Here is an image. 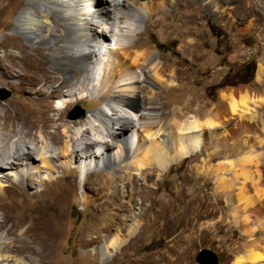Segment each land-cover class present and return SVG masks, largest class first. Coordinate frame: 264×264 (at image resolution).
I'll list each match as a JSON object with an SVG mask.
<instances>
[{
  "label": "bare ground",
  "instance_id": "6f19581e",
  "mask_svg": "<svg viewBox=\"0 0 264 264\" xmlns=\"http://www.w3.org/2000/svg\"><path fill=\"white\" fill-rule=\"evenodd\" d=\"M258 1L249 12L259 15L264 32V1ZM4 12L16 14V34L1 41V75L23 101L3 106L0 116V264H55L54 243L64 232L57 219L69 206L61 192L66 176L75 188L96 187L92 201L98 214L85 227L90 236L85 242L94 258L110 259L138 230L136 221L125 223L133 199L122 198L137 194L151 171L160 180L172 164L196 153L206 155L205 173L217 176L233 204L230 214L245 227L244 244L233 250L231 264H264V161L256 149L264 146V135L230 143L226 129L216 131L224 127L217 112L191 108L193 99L184 105L177 100L164 113L169 106L164 93L182 86L164 78L168 69L161 52L141 37L146 16L157 12L150 1L0 0V15ZM108 33L115 43H108ZM90 87L103 105L85 118L69 119V109ZM221 97L230 111L226 121L237 116L264 134L257 114L264 93L245 89L237 97L232 91ZM132 149L135 159L121 167L129 175L119 174L117 164ZM217 158L223 160L211 164ZM102 167L114 170L99 171ZM124 180L133 184L129 195L120 192ZM9 211L22 217L4 230L2 224L13 220Z\"/></svg>",
  "mask_w": 264,
  "mask_h": 264
},
{
  "label": "rangeland",
  "instance_id": "374dc122",
  "mask_svg": "<svg viewBox=\"0 0 264 264\" xmlns=\"http://www.w3.org/2000/svg\"><path fill=\"white\" fill-rule=\"evenodd\" d=\"M148 1L157 8V12L146 16L141 37L161 52V60L168 69L164 78L170 84L182 86L181 91L173 90L170 86L164 93L166 99L162 98V101L169 100L164 113L167 114L177 100L184 105L193 99L191 108L198 106L217 112L225 128H217L216 131L220 133L226 129L230 143L246 139L248 135L263 136L260 130L255 131L250 123L241 122L237 116L226 121L230 111L221 97L223 93L231 91L237 97L245 89L264 93V77L259 72L260 66L264 70V32L257 20L259 15L249 12L252 4L259 7V1L217 0L218 7L215 0ZM15 18L16 14L9 12L0 15V56L2 39L6 34H16L13 27ZM110 26L113 29V25ZM108 34V43H115L111 41V33ZM249 65H252L251 71L246 78L240 79L239 72ZM2 68L3 62L0 61V88L10 91L11 96L0 99V116L3 106L23 101L16 90L8 85L10 79L2 77ZM94 71L97 83L100 68L95 66ZM66 90L71 92V89L62 88L63 92ZM91 90L92 87L82 99L73 103L68 111L69 119L70 111L77 105L84 110V116L78 119L85 118L88 112L103 105L102 101L93 99ZM57 97L50 99L55 107L59 106ZM257 114L259 123H264V105L257 108ZM53 127L51 123L50 129ZM250 139L253 142V137ZM29 145L33 147V144ZM256 149L264 161V146ZM134 156L132 149L129 156L122 158L117 164L121 169L119 174L129 175L130 171L121 167L130 165ZM205 157V154L196 153L172 164L160 180H157L158 171H151L150 179L145 186L139 187L137 194L122 198V201L133 199L125 223L129 225L136 221L138 230L123 249L106 261L90 255L91 250L85 242L90 237L86 235L85 227L91 217L98 214L93 209L92 201V197L96 196V187L84 189L79 183L75 188L72 177H64L61 192L66 195L69 206L57 219L58 227L64 232L54 243L55 264H200L197 255L203 249L213 251L219 257V264L233 263V250L242 248L244 244L241 236L245 227L237 224L230 214L233 204L229 194L219 185L217 176L205 173L202 167ZM231 159L236 157L232 156ZM222 160L217 158L211 164ZM260 167L264 170L263 164ZM102 170L113 171L114 168L99 169ZM231 176L227 174L228 178ZM140 178L137 181L139 185L145 176L141 175ZM0 180L3 181V178ZM119 189L121 194L124 195L125 191L129 195L133 191V184L127 180L121 181ZM9 213L13 215V220L2 224L4 230L12 226L14 219L17 221L22 217L16 211ZM120 214H125L124 210ZM100 240L96 245L102 243ZM45 253L42 251L41 254Z\"/></svg>",
  "mask_w": 264,
  "mask_h": 264
},
{
  "label": "water",
  "instance_id": "95a60500",
  "mask_svg": "<svg viewBox=\"0 0 264 264\" xmlns=\"http://www.w3.org/2000/svg\"><path fill=\"white\" fill-rule=\"evenodd\" d=\"M11 96V92L5 88H0V99L5 100ZM71 119H77L84 116V110L77 105L74 110L70 111ZM197 261L200 264H219V257L211 250L203 249L197 255Z\"/></svg>",
  "mask_w": 264,
  "mask_h": 264
},
{
  "label": "flooded vegetation",
  "instance_id": "af4514ba",
  "mask_svg": "<svg viewBox=\"0 0 264 264\" xmlns=\"http://www.w3.org/2000/svg\"><path fill=\"white\" fill-rule=\"evenodd\" d=\"M252 65H249L248 67H246L244 70L239 72V78L240 79H244L247 77V75L249 74V72L251 71ZM264 77V76H263ZM264 81V80H263Z\"/></svg>",
  "mask_w": 264,
  "mask_h": 264
},
{
  "label": "trees",
  "instance_id": "16d2710c",
  "mask_svg": "<svg viewBox=\"0 0 264 264\" xmlns=\"http://www.w3.org/2000/svg\"><path fill=\"white\" fill-rule=\"evenodd\" d=\"M161 46V45H160Z\"/></svg>",
  "mask_w": 264,
  "mask_h": 264
}]
</instances>
